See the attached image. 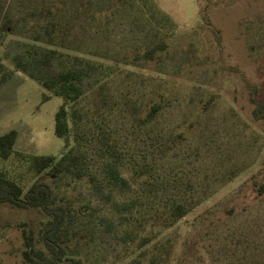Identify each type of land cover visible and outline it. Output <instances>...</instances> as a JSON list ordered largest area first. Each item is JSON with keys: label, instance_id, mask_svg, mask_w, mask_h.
<instances>
[{"label": "rangeland", "instance_id": "obj_1", "mask_svg": "<svg viewBox=\"0 0 264 264\" xmlns=\"http://www.w3.org/2000/svg\"><path fill=\"white\" fill-rule=\"evenodd\" d=\"M47 3L67 33L57 46L36 44L60 53L49 72L77 57L97 69L68 106L76 116L66 139L55 134L63 99L44 102L50 93L18 73L0 88V135L19 131V152L78 155L85 176L38 174L14 157L0 159V173L24 193L38 180L49 184L72 211L67 256L81 264H264V121L252 119L250 102L253 89L264 102V0H0L2 14L19 20L16 34L0 33L10 69L22 45L34 44L22 20ZM154 104L161 109L150 118ZM109 159L128 185L98 192L88 175L103 179ZM46 219L1 205L0 264H24L23 233L38 241Z\"/></svg>", "mask_w": 264, "mask_h": 264}, {"label": "trees", "instance_id": "obj_2", "mask_svg": "<svg viewBox=\"0 0 264 264\" xmlns=\"http://www.w3.org/2000/svg\"><path fill=\"white\" fill-rule=\"evenodd\" d=\"M54 4H46L42 7L35 5L29 9L28 18L21 23L26 30L27 37L34 42L32 45H22L20 53L13 58L14 69L7 67L0 57V87L12 79L15 72L27 75L36 81L50 95L44 93L43 101L52 97L63 99L55 116V134L59 138L66 139L69 133V118L76 116V111L70 114L68 106L76 103L84 95L85 83L95 73L97 67L92 61L84 58H75L67 63L63 70L57 73L49 72L48 68L53 62L59 60L60 53L56 49L44 48L36 44L58 45V39L66 36L64 25L58 21L54 10ZM39 8V9H38ZM10 9V5L8 7ZM19 20L14 19L9 11L4 15L0 11V33L9 32L16 34ZM59 46H63L60 41ZM155 50L146 52V57L152 59ZM250 102L253 105L252 119L256 122L264 121V102H261L253 89ZM161 106L154 104L148 117L155 116ZM18 137L16 130H11L0 135V159L9 160L18 158L28 164V169L36 173H42L48 168L59 175H71L83 178L82 168L79 165L80 158L72 153L63 154L59 159L54 156H38L15 150ZM103 179L96 175H88L90 182L98 192H103L105 186L122 187L128 185V181L121 175L116 160H106L103 163ZM259 192H264V185L259 184ZM9 205L18 209H38L47 217L39 231L38 241L31 233L24 231V264H81L80 260L68 257L63 238L68 234V224L74 217L72 211L58 204L51 186L43 181H36L26 193L20 184L0 173V206ZM185 209L179 206L173 212L174 216L181 218Z\"/></svg>", "mask_w": 264, "mask_h": 264}, {"label": "crops", "instance_id": "obj_3", "mask_svg": "<svg viewBox=\"0 0 264 264\" xmlns=\"http://www.w3.org/2000/svg\"><path fill=\"white\" fill-rule=\"evenodd\" d=\"M18 73H20V72H15L14 75H13V77H12V79L9 80L8 82H6L5 84H3L0 88H2V87H4L5 85L9 84V83L14 79V77H15ZM9 131H10V130H9ZM17 132H18V137H17L16 143H15V150H17V145H18L19 140H20V132H19V131H17ZM23 152H26V151H23Z\"/></svg>", "mask_w": 264, "mask_h": 264}, {"label": "water", "instance_id": "obj_4", "mask_svg": "<svg viewBox=\"0 0 264 264\" xmlns=\"http://www.w3.org/2000/svg\"><path fill=\"white\" fill-rule=\"evenodd\" d=\"M218 97H219V95L213 96V97L211 98V100L217 99Z\"/></svg>", "mask_w": 264, "mask_h": 264}]
</instances>
